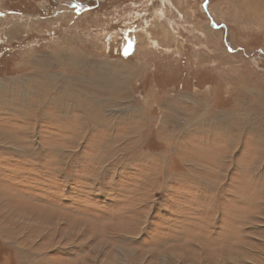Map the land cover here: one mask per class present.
<instances>
[{
	"label": "rangeland",
	"instance_id": "374dc122",
	"mask_svg": "<svg viewBox=\"0 0 264 264\" xmlns=\"http://www.w3.org/2000/svg\"><path fill=\"white\" fill-rule=\"evenodd\" d=\"M0 264H264V0H0Z\"/></svg>",
	"mask_w": 264,
	"mask_h": 264
},
{
	"label": "crops",
	"instance_id": "0c3cea01",
	"mask_svg": "<svg viewBox=\"0 0 264 264\" xmlns=\"http://www.w3.org/2000/svg\"><path fill=\"white\" fill-rule=\"evenodd\" d=\"M234 39H235V38H232V39H231V44H233ZM225 41H226V40H225ZM228 53L231 54L230 51H228ZM213 90H214V89H213ZM228 90H229V89H228ZM242 119L245 120V118H243V117H242ZM244 126L246 127L245 124H244ZM245 132H246V129H245ZM243 139H245V138H243ZM241 145H242V144H241ZM239 148H241V147H239ZM259 151H260V149H259Z\"/></svg>",
	"mask_w": 264,
	"mask_h": 264
},
{
	"label": "bare ground",
	"instance_id": "6f19581e",
	"mask_svg": "<svg viewBox=\"0 0 264 264\" xmlns=\"http://www.w3.org/2000/svg\"><path fill=\"white\" fill-rule=\"evenodd\" d=\"M253 6V5H252ZM257 14V13H256ZM211 33V32H210ZM213 37V36H212ZM207 38H210L209 36L207 37ZM137 39H138V37H137ZM149 40V39H148ZM110 42V41H109ZM151 42V41H150ZM133 48V47H132ZM133 53H131V55H132ZM55 78V77H54ZM53 79V78H52ZM60 79V78H59ZM61 80V79H60ZM94 80V79H93ZM54 81V80H53ZM90 83V82H89ZM244 86V85H243ZM45 87V86H44ZM47 99V98H46ZM44 100H45V98H44ZM47 102V101H46ZM85 121V120H84ZM83 128V127H82Z\"/></svg>",
	"mask_w": 264,
	"mask_h": 264
}]
</instances>
